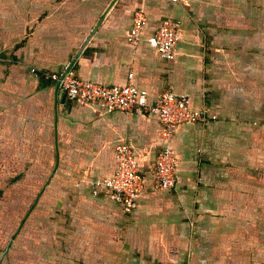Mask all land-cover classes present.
I'll return each mask as SVG.
<instances>
[{"label":"crops","instance_id":"0c3cea01","mask_svg":"<svg viewBox=\"0 0 264 264\" xmlns=\"http://www.w3.org/2000/svg\"><path fill=\"white\" fill-rule=\"evenodd\" d=\"M138 9L144 38L177 24L173 60L129 43ZM70 67L207 111L175 130L173 188L155 185L159 115L70 99L47 77ZM125 143L131 213L93 193ZM0 210V264H264V0H0Z\"/></svg>","mask_w":264,"mask_h":264},{"label":"built area","instance_id":"2783aa9c","mask_svg":"<svg viewBox=\"0 0 264 264\" xmlns=\"http://www.w3.org/2000/svg\"><path fill=\"white\" fill-rule=\"evenodd\" d=\"M147 20L142 9L134 13L128 37L129 43L136 48L145 39L162 58L168 61L173 60L179 41L177 24L172 19L166 18L159 23L150 36L144 38L143 31ZM33 71L36 72V69ZM47 77L54 81L70 99L101 104L109 112H156L159 115L165 141L164 148L155 160V185L159 188H173L178 180L177 153L171 146L175 130L182 124L206 123L210 120L206 110L191 108L187 94H177L170 88L161 92L156 104L150 106L147 91L140 90L131 80L121 86L103 85L82 80L69 69L60 73L50 72ZM130 77L132 78L133 75L130 74ZM116 159L117 167L114 174L95 181L93 193L97 195L101 189H107L111 199L120 202L126 213H131L137 207L140 194L145 190L144 176L130 145L126 143L118 145Z\"/></svg>","mask_w":264,"mask_h":264},{"label":"water","instance_id":"95a60500","mask_svg":"<svg viewBox=\"0 0 264 264\" xmlns=\"http://www.w3.org/2000/svg\"><path fill=\"white\" fill-rule=\"evenodd\" d=\"M69 70H71V67L69 68Z\"/></svg>","mask_w":264,"mask_h":264},{"label":"rangeland","instance_id":"374dc122","mask_svg":"<svg viewBox=\"0 0 264 264\" xmlns=\"http://www.w3.org/2000/svg\"><path fill=\"white\" fill-rule=\"evenodd\" d=\"M0 212H1V210H0Z\"/></svg>","mask_w":264,"mask_h":264}]
</instances>
